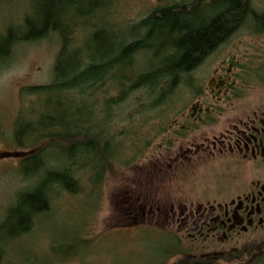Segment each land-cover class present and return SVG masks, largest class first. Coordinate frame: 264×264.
Instances as JSON below:
<instances>
[{"label":"rangeland","instance_id":"rangeland-1","mask_svg":"<svg viewBox=\"0 0 264 264\" xmlns=\"http://www.w3.org/2000/svg\"><path fill=\"white\" fill-rule=\"evenodd\" d=\"M180 1H102L106 7L91 22L94 27L88 24L78 29L75 44L91 46L92 53H101L102 40L113 36L115 41H124L133 26L154 9ZM28 3V0H0V35L7 27L21 23L29 11ZM252 3L258 13L264 11V0ZM109 4L112 5L107 8ZM95 29H104L102 40L99 37L94 41ZM108 30L114 34L110 32V35ZM134 39L133 35L126 43ZM59 51V38L51 35L36 43L17 45L11 58L0 63V222L8 208L16 204L18 194L32 190L36 183L34 177L25 179L20 170L21 159L29 150H19L14 142L15 122L20 112L36 101L35 97L23 101L21 90L52 82ZM228 54L238 62L239 85L234 94L238 99L230 98L227 105L221 106L213 118L215 126L192 134L189 145L199 135H218L240 113L239 108L264 99V32H258L251 22L192 74V86H207L212 69L220 67ZM149 58L146 54L136 58V74L147 71ZM107 85L108 88L96 93L95 99L87 100L101 118L104 94L108 98L118 94ZM192 86L184 81L168 102L154 110H149L150 98L144 91H138L120 107L115 106L106 128V139L115 157L107 162L102 183L92 185L91 172L80 173L82 193L78 196L63 193L57 197L51 214L23 237L19 245L9 249L6 264H161L162 249L174 252L165 264H264V228L202 247L179 234L176 226L164 231L142 223L140 207L144 203L161 205L168 200L170 205L183 198L197 199L195 195L218 187L228 189L244 182L249 184L253 179H248L249 170L235 169L229 162L219 164L222 160L218 158L199 156L191 164V158L190 162L177 160L183 142L169 139L167 130L174 119L191 112L195 93ZM77 107L85 110L87 119L88 104ZM54 156L48 166L58 167L59 157ZM175 247L177 250L173 251Z\"/></svg>","mask_w":264,"mask_h":264},{"label":"trees","instance_id":"trees-1","mask_svg":"<svg viewBox=\"0 0 264 264\" xmlns=\"http://www.w3.org/2000/svg\"><path fill=\"white\" fill-rule=\"evenodd\" d=\"M28 1L29 11L21 23L0 35V63L11 58L17 45L51 35L59 38L60 51L52 82L21 90L23 101L29 97L36 101L20 112L14 142L19 150H29L21 159L20 170L25 179L34 177L36 183L32 190L18 194L16 204L0 222V264H6L9 249L51 214L57 197L82 193L80 173L91 172L92 185L102 183L107 162L115 157L106 139L115 106L144 91L150 98L149 110H154L168 102L184 81L192 86V74L249 22L264 32V11L258 13L253 0H181L157 7L133 26L125 38L134 35L131 42L115 41L113 36L102 40L104 29H95L94 41L100 37L103 44L101 53L94 54L91 46H77L75 36L78 29L94 25L91 22L107 0ZM141 54L149 55V64L145 73L136 74L134 64ZM107 84L118 94L109 98L104 94L101 118L87 100L95 99ZM81 103L88 104L87 119L85 110L77 107ZM53 155L59 157L58 167L48 166ZM161 253L164 259L160 262L165 264L174 252L162 249Z\"/></svg>","mask_w":264,"mask_h":264},{"label":"flooded vegetation","instance_id":"flooded-vegetation-1","mask_svg":"<svg viewBox=\"0 0 264 264\" xmlns=\"http://www.w3.org/2000/svg\"><path fill=\"white\" fill-rule=\"evenodd\" d=\"M237 63L236 58L228 54L220 67L212 69L207 86H192L195 93L191 112L174 119L167 133L172 141L183 142L177 160L183 158L190 162L191 158V164L193 158L199 156L218 158L222 160L219 164L229 162L235 169L249 170L248 179H253L249 184L244 182L234 188L218 187L197 194V199L183 198L170 205L168 200L161 205L144 203L143 208L140 207L144 225L164 231L176 226L179 234L202 247L264 228V99L239 108L244 111H240L218 135H199L194 143L187 144L195 132L215 126L213 118L230 98L238 99L234 97L239 85Z\"/></svg>","mask_w":264,"mask_h":264}]
</instances>
